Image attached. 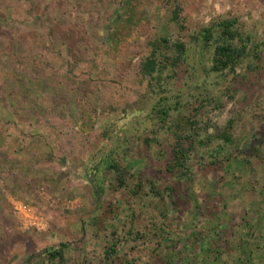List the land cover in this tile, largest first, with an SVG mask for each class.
Returning <instances> with one entry per match:
<instances>
[{"label":"rangeland","instance_id":"1","mask_svg":"<svg viewBox=\"0 0 264 264\" xmlns=\"http://www.w3.org/2000/svg\"><path fill=\"white\" fill-rule=\"evenodd\" d=\"M0 264H264V0H0Z\"/></svg>","mask_w":264,"mask_h":264},{"label":"trees","instance_id":"2","mask_svg":"<svg viewBox=\"0 0 264 264\" xmlns=\"http://www.w3.org/2000/svg\"><path fill=\"white\" fill-rule=\"evenodd\" d=\"M173 17L177 18L176 11L173 12ZM235 19H220L214 24L215 30L211 27L204 29L202 34V40L204 44L208 42H213L212 50V64L211 70L213 72H221L227 70L229 72H234L238 64L246 57H251L252 59H259L258 46L259 44L253 42L249 34H242L235 27ZM173 54L158 55V50L153 49L149 56L146 58L142 65L143 74L149 77L150 83L156 80L158 77L157 72L161 71L166 64L175 65L183 60L185 54V45L182 42H175L173 45ZM162 114H166L164 110L160 111ZM219 136L222 138L224 143H229L231 140L230 135L225 131L221 132ZM191 141L189 137L178 136L177 141L174 143L172 149V164L173 166L184 167V162L186 161L187 154L185 153L186 147L184 142ZM117 177V182L119 185H123L122 169L116 163H111L108 165ZM172 166V167H173ZM170 167V168H172ZM169 168V169H170ZM61 244L59 248L50 250L47 255L50 258H55L56 256H62Z\"/></svg>","mask_w":264,"mask_h":264}]
</instances>
